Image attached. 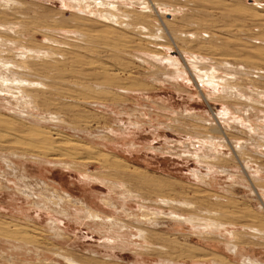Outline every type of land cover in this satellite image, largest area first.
Returning a JSON list of instances; mask_svg holds the SVG:
<instances>
[{
  "label": "rangeland",
  "instance_id": "1",
  "mask_svg": "<svg viewBox=\"0 0 264 264\" xmlns=\"http://www.w3.org/2000/svg\"><path fill=\"white\" fill-rule=\"evenodd\" d=\"M187 1L181 0L180 4L177 3L179 0L161 1L164 4L166 2L168 6H175L178 9L176 13L171 7L167 9V7L161 6L154 9L164 21H168L170 26L191 33L183 45L186 44V47L199 49L200 46H196L195 37L192 34L199 33V37H202L200 41L203 39L202 42H204V48L201 49L202 55L210 59L228 58V62L246 64L252 70L256 69V72L260 70L264 75V19L259 18V16L264 15V0H203L207 1L204 6L208 9L204 8L205 12L202 10L201 13L197 12L198 15L194 11L195 2L193 0ZM22 2L25 4H22L20 11L24 13L22 16L25 17L19 18L15 22L18 23L17 30L23 35L21 37L15 35L13 39L16 41L20 39L27 49L34 47L35 50L39 48V50L49 52L54 50L51 51L54 54L55 52L59 53H56V57L50 58L51 60L46 59V61L48 60V62L58 66V69L56 71L55 68L52 69L55 74L52 71L51 74L49 70L43 72L40 70L41 72H39L37 68L38 72L23 73L24 77L33 79L30 82L38 83V85L40 82L41 88L45 85L44 89L49 90L50 94L47 93L46 95L45 93V97L48 96L50 100L47 98L48 104H43L42 99L45 90L41 89V91L38 89L40 87L35 86L37 90H40V92L37 90L36 92L41 97L40 100H37L41 104L35 102L36 105L37 103L38 106L40 105L39 111L33 108L21 109L23 105L18 109L19 106H14V103L18 105L14 100H0V151L3 150L2 152L8 156L13 153L18 156L20 154L28 155L26 156L27 160H19L15 157L10 160L11 165L5 163L2 164L3 166L0 165V264H68L65 260L66 256L78 264H168L164 261L169 260L175 264H212L215 258L224 259L229 264H241V259L244 257L255 259L264 264V239L255 241L246 233H242L241 236L243 235L242 237L245 238L249 246L241 243L240 257H242L240 258L239 256H232L226 249L228 242H232L233 239L223 238L221 234L212 233V231L208 232L209 235L205 234V237L203 234L207 231H203L204 225H202L201 231L198 230L201 233H194L190 228L175 225L165 218L155 220V229L154 227L149 228L147 224H137V221H128L130 223L128 225H132V228L134 226H136L135 228H145L148 232V241L151 239V242L149 241L150 250L136 254L132 247L122 249L119 245L112 244L107 240V237L100 236L91 230L95 227L88 226L83 220L77 224L73 220L61 216L59 213L64 210L63 205H59L60 208L54 202L52 203L55 206L51 203L54 210H60L57 215L31 206L21 191L26 189L30 190L31 193L29 194H37L40 190L38 188L41 187L39 183L43 182L50 188L60 191L57 192L58 194H49L51 200L67 193L78 201H87L94 209L103 211L106 215H113L109 212L110 208L107 209L102 203V198L111 193L109 185L86 177L89 174V176L102 181H121L123 177L115 174L106 163L104 164L103 158H105V160H110L111 163L114 162L122 167L128 166L129 172L137 173L143 178L146 177L145 180H149L148 182L176 184L175 190H166L165 193H158L156 190L155 193L153 191L148 193L147 190H144L146 185L138 184L140 186L138 187L137 184L133 185L135 183L123 178L126 182H130L128 185L132 186L133 190L136 188L135 191L142 190L145 192L140 193L144 198L149 197L147 199L156 200L161 196L187 201L188 203L192 202L201 210L199 211L196 207L194 209L196 214L191 210L183 211L182 214H193L198 215V217L200 214L202 219L212 217L211 219H217L215 221L218 223H233L236 231L241 230L243 226L258 227L264 231V198L262 199L264 197V183L250 184L248 170L246 167V169L244 168V161H242L245 159L247 162L248 159L254 157L251 159L254 161L250 162L253 169H256V166H263L264 169V146H262L264 145L262 139L264 138V113H261L260 118L258 117L263 121L258 120L257 117H251L252 121H255L252 122L253 127L257 128V131L254 132L257 135L250 134L252 139L247 130L243 129L245 133L241 132L242 129L240 128V130L236 126H232L225 134L212 133L210 130L212 126L205 125V123L201 124L199 118L216 124L215 113L221 114V117L223 114L225 118L226 114L224 115V113H230L228 110L229 102L237 103L236 101H227L228 104L224 101V104L223 101L212 102V100L208 101L199 96V89L201 88H198V80L191 76L190 70L186 73L182 72L184 74L178 73L180 76L174 75L177 77L175 79L178 83L166 79L165 76H162L163 68H159L160 65L150 58L152 55L146 56V53L152 54L151 52L136 50L132 47L126 48L118 43V38L105 35L106 28L103 26V21L91 16L93 10L87 9L85 12L83 10L80 13L76 12L68 7V0H23ZM182 2H184L183 5ZM185 3L188 5H184ZM10 7L15 6L10 5ZM140 8L136 7V10L143 11ZM94 10L96 11V9ZM10 11L11 9L8 7L6 12ZM155 14L153 12V15L157 16ZM257 15L258 20L252 19V16ZM84 20L88 23H90L89 20L91 23L96 21L97 24L94 27L92 25L96 22L93 23L90 26L91 30L86 29L83 25L87 22ZM98 21H100L101 26L98 25ZM156 24L158 23L154 25L156 26ZM154 30L157 36H161V32H158L156 27ZM100 34L101 36H99ZM167 34L170 38V33L167 32ZM48 39L53 40L51 44H47ZM55 40L58 42L55 43ZM103 43H106L107 47ZM205 48L207 51L204 50ZM166 50L173 57L181 58L178 48L173 47L172 50L171 48ZM73 54H79L75 62L71 58ZM41 61L44 62V59ZM80 61L82 62L80 63ZM183 61L182 59V63ZM38 62L40 63V61ZM40 65L39 68L42 67ZM50 85L54 86L55 89L49 87ZM202 87L203 93L212 92L211 86ZM260 87L264 88V85H260ZM249 88L253 89L252 86ZM4 101H11L10 105ZM12 102L14 103L12 104ZM34 110L35 112H33ZM17 111L22 112L18 113ZM48 111L56 115V119L53 121L45 120L48 117ZM67 111L71 113L68 114ZM186 111L198 117L187 118L183 116ZM228 114L226 118L229 117ZM238 114L237 116H240V113ZM57 116L60 117L57 119ZM2 118L5 121L6 119L9 120L10 123L3 121ZM60 119L63 120L61 123ZM58 134L80 144V146L73 147L69 145L70 141H67L68 144L58 145L66 154V157H62L61 162L53 159L52 155L45 154V156L42 153L48 151L49 147L52 148V146L57 145L54 138ZM212 134L213 137L217 135L216 138L224 139L227 147L224 149L226 154L223 152L224 155L219 156V160H217L219 163L216 161L213 164L221 169L225 167L224 170H228L238 177L231 182L225 176H218L214 184L212 185L210 182L208 187L194 177L197 172L206 174L211 173L212 170H209L207 166L202 167L203 165L201 166L191 159L184 158L182 152L188 151V147L192 143L195 146L201 145L197 136L201 135L207 138ZM45 138L50 139L46 140ZM236 141L244 145V153L232 152L237 145ZM41 145L45 146L41 147ZM254 149L259 154L255 153ZM246 152L252 153L250 154L252 157ZM41 154L42 159H39L40 156L38 157V155ZM31 156H37L40 161L47 163L40 166L37 164L40 161L38 159L33 160ZM248 156L250 158L247 159ZM96 158L98 159L95 161ZM64 163L70 164V168L65 167ZM22 167L26 168L27 173L26 171L21 172L23 171L21 170ZM13 168H15L14 173ZM246 171L247 173H245ZM16 173L23 175L20 177L24 181ZM33 179L38 180L36 185ZM32 182L33 184H31ZM45 195L49 197L47 193ZM156 196L157 198H155ZM139 207L135 201L129 203V208L133 211L137 210L136 213L139 211ZM159 209V207L151 206L149 211L157 212ZM209 211H212V214H209ZM68 213L70 217L77 214L76 212L75 215L71 216L72 213ZM114 214L113 216H117V213ZM144 215L148 214L144 213ZM138 216H141L139 212ZM118 217L128 223L123 211ZM51 221H56L59 229L51 226ZM131 233L135 234V231L133 230ZM151 233H155L156 237ZM220 235L221 237H219ZM24 244L31 249L30 253L27 252V248H15V246ZM161 246L165 250L161 249Z\"/></svg>",
  "mask_w": 264,
  "mask_h": 264
},
{
  "label": "bare ground",
  "instance_id": "2",
  "mask_svg": "<svg viewBox=\"0 0 264 264\" xmlns=\"http://www.w3.org/2000/svg\"><path fill=\"white\" fill-rule=\"evenodd\" d=\"M22 1L23 0H0V100H8V101L14 100L18 105H15L14 102H12V104L14 103V106H16V107L19 106L18 109H20V106L23 105V106H21L22 107L21 109L33 108L36 110L38 109V111H39L40 105L38 106V103L36 105L35 102L37 100H40L41 97L36 92V90H37L36 88L40 87L38 89L41 90V89L45 88V85H44V87L41 88L42 85L40 82H39V85H38V83L35 84L34 82H30L33 79L30 80V78L24 77L23 73H33V71L38 72V70H39V72H41V71L43 72L44 70H49L50 72L52 71L53 74H55L53 71L54 70L53 68H55V71H56L58 69V66L53 65L51 62H48V60L46 61V59L49 58V60H51L50 58L56 57L57 52H55V54H54V53H52L54 50L53 51L51 50L52 52L51 51L49 52V51L39 50V48L35 50V49H33L34 47L33 48L30 47L29 49H27V47L21 43L20 39L15 38V39H17V41L13 39V37L15 35H18L20 37H21V35H23V34H20L21 32L19 30H17L18 23L15 22L19 18L25 17L24 15L22 16V14H24V13L20 11L22 8V4H25V2H22ZM161 1L162 0H68V7L73 9L76 12H79V13L81 10H83L84 12L87 11V9H90V11L93 10V11H91L92 13L90 12L91 16H92V18L97 17L98 20L103 21L102 22V23H104L103 26L106 28L104 31V32H106L105 35L118 38V40H119L118 43L122 44L126 48L132 47L134 49L136 48V50L139 49L141 51L151 52L152 54L146 53V56L152 55V56H150V58H152V60H154L157 64L160 65L159 68H163L162 69L163 70L162 76L163 77L165 76L166 79H170L172 82L175 81L176 83H178L175 79L177 77H174V75L175 74L178 75V73H182V72L186 73L187 71L190 70V72L192 74V75L191 74L190 75L194 76V78L196 80H198L197 81L198 88H201V89H199L200 90L199 96L204 97L208 101L212 100V102L223 101V103H224V101H225L226 104H228V102L231 100H233L234 102L236 101L237 103H232V102L230 103L229 102V104H228V110L230 111V113L228 114L226 111H225L226 113H224V115L226 114V116L228 114V116H229L228 118H226V116L224 118L223 114L221 117L220 116L221 114L219 115V113H215V117H216V121H217L216 124H213L211 122L209 123V121L199 118L201 124L205 123V125L212 126L211 127L212 129H210V130H212V133H218L217 135L225 134L226 131H228V129H230L232 126H236V127H239V129L240 128L242 129V130L240 129L241 132L243 131V129L247 130V132L249 133L248 135L255 134L254 132L257 131V128L253 127L254 125H252V124L255 121L253 122L251 117L252 116L257 117V119H258V117L260 118L261 113H264V111H262V109H264V104H263L264 102H262V100H264V88L260 87V85H264V75L261 73L260 70H258L256 72V69L252 70L246 64L228 62L227 61L228 58L227 59H225V58H216V59L212 58V59H210V58H207V56L202 55L203 53H201V49L204 48L203 47L204 42H202L203 39L200 41V39L202 37L201 38L199 37L200 36L199 33L198 34L192 33V34H194V37H195L194 43L196 44V46H200L199 49H196V48L194 49V47H192L193 48L192 49V48H189L188 46L186 47V44H184L185 45L184 46L183 43H186L187 39H189L188 35L191 33L190 32H184L183 30H178L177 28L175 29L173 26H170V24H168V21L167 22L164 21V19H162V17L160 16V14L158 12L154 11V9H156L157 7H161V6H165V7H167V9H168V7H171L174 9L173 12H175V13L178 11V9L175 8V6H173V5L168 6L166 4V2L164 4V3H161ZM180 1L181 0H179V2H177V3L180 4ZM193 1L195 2L194 11H196L195 12L196 15H198L199 12L201 13V10L204 12L206 11L204 9V8H206L204 5L207 4V1L206 2L203 0H193ZM186 2H188V1L186 0ZM183 3L184 2H182V5H183ZM10 5H14L15 7L12 8V7H10ZM184 5H188V3L187 4L185 3ZM8 7L11 9L10 12H6ZM136 7H141L143 11H137L138 9L136 10ZM94 9H96V11ZM206 9H208V8H206ZM153 12H154V14L156 13L155 15H157V16H154ZM258 15L252 16V19L255 18L258 20ZM97 18H96V20H97ZM192 18H194V17H192ZM259 18L260 19L262 18L261 20H263L264 15L259 16ZM254 20H253V22H254ZM84 21L87 22L86 20H84ZM204 21H206V20H204ZM85 22H83V23H85ZM89 22L91 23L90 20H89ZM92 22L95 23L96 21L95 22L92 21ZM99 22L100 21H98V25L101 26V24ZM90 23L87 22V24H84L83 26L86 29H90L91 28L90 26L93 24V23H91V24ZM155 23H158V24H156V26H155L154 25ZM56 24H58V23H56ZM96 24H97V22L95 24H93L92 26L95 27ZM98 25H97V27H100ZM67 26H69V25L67 24ZM70 26L72 27V25H70ZM78 26H80V25H78ZM80 27H82V26H80ZM94 27H92V28H94ZM97 27H96V29H98ZM155 27H156L158 32L159 31L161 32V36H157V34H155V30H154ZM86 29H84V30H86ZM94 30H95V28H94ZM103 30H104V28H103ZM18 32H19V34H18ZM90 32H94V31H90ZM167 32L170 33V38H168ZM79 34H81V33H79ZM99 36H101V34ZM49 39L47 41L48 42L47 44H49V43L51 44L52 43L51 41H53V40H49ZM159 39H160V41H157ZM109 40H111V39H109ZM112 40H114V39H112ZM56 42H58V41L55 40V43ZM59 44H61V43H59ZM107 45L109 46L110 44H107ZM53 46H54V43H53ZM104 46L107 47L106 43L104 44ZM168 46H171V47H168ZM173 47H176L180 50L181 58L173 57L172 55H170L167 52L166 49L171 48V50H172ZM15 48H16V50H15ZM57 49L59 50V48H57ZM206 49L207 48H205L204 50L207 51ZM204 50H203V52H204ZM57 54H59V53H57ZM186 54L188 57L185 56ZM78 55L73 54V56H71V58L74 59V62H75V60L78 59V57H79ZM143 58H144V56H143ZM42 59H44V62L41 61ZM147 59H149V58H147ZM182 59L185 62L183 61V63H182ZM38 61H40V63ZM70 62H71V59H70ZM81 62L82 61H80V63ZM40 64H42V65H40ZM39 65L42 67L39 68ZM81 65H83V64H81ZM83 67H85V66H83ZM103 69H105V68H103ZM228 71H230V72H228ZM45 72H47V71H45ZM52 72H51V74H52ZM59 73L61 76V71ZM34 74H35V72H34ZM34 74H31V75H34ZM182 74H184V73H182ZM238 74H240V75H238ZM116 75H117V73H116ZM223 75H225V76H223ZM178 76H180V75H178ZM61 79H62V77H61ZM53 84H55V83H53ZM52 85H50L49 87L53 88L54 86L52 87ZM121 85H119V86L121 87ZM205 85L211 86L212 92H209L207 94L203 93V87L202 86L205 87ZM35 86H37V87H35ZM119 86H117V87H119ZM132 86H135V85H132ZM250 86H252L253 89H250L249 88ZM56 88H58V87H56ZM54 89H55V87H54ZM40 90H37V91L40 92ZM46 91H48V92H46ZM45 93L47 95V93H49V90H47V89L45 90L44 98L42 99V101L44 103L43 102L42 103L48 104L46 101L50 100V98L47 96V98H49L47 100V98L45 97L46 96ZM103 97H105V96H103ZM4 102H7V101H4ZM4 102H3V104H5ZM10 102H7L6 104L10 105ZM21 102H22V104H21ZM37 102H39L41 104L40 101H37ZM1 103H2V101H1ZM40 111H42V110H40ZM21 112H18V113H21ZM31 112H32V110H31ZM33 112H35V110ZM49 112L50 111H48V117H46L45 120L53 121L54 119H56V115L51 114ZM28 113H26V114H28ZM70 113L68 112V114H70ZM238 113H240V116H237V115H239ZM37 114H40V113H37ZM37 116H40V115H37ZM183 116H185L187 118H197L198 117V116L196 117V115H194L193 113H189L187 111H186V114ZM58 117H60V116H57V119H58ZM254 119H256V118H254ZM258 120L261 121L262 119H258ZM3 121H5V120L3 119ZM6 121L9 122V120H7V119H6ZM59 121L61 123V121H63V120L60 119ZM260 121H258V122L260 123ZM197 122H198V120H197ZM11 123H13V122L11 121ZM261 129H262V127H261ZM25 130H26V128H25ZM232 130H233V128H232ZM20 131H23V129L22 130L20 129ZM26 131H28V129ZM28 132L31 133L30 131H28ZM196 135H198V134H196ZM208 135H210V134H208ZM208 135H206V136H208ZM217 135H216V137H218ZM246 135H247V133H246ZM255 135H257V134H255ZM200 136H197V138L201 142L200 143L201 145L195 146L192 143V145L188 147V151L185 150L186 152H184V153L182 152V154H183L182 156L184 158H188V159L193 160L195 163H197L201 166L203 165L202 167L207 166L208 169L209 170L211 169L212 171H211V173L209 172L206 174H202V173L197 172V174L195 175L194 178L199 180L201 184L207 185L208 187L210 186V184H209L210 182H212V185L214 184V182L218 176L219 177L225 176L231 182L235 181V179H237L236 177H238V176H236L233 173H230L228 170L227 171L224 170L225 167H224V169H221V168H218L215 164H213V162H216L217 160H219L220 155H224V153H225L224 149L227 148L225 145V140L213 137V134H212V136L207 137V138H204L205 136L204 137H202V136L200 137ZM251 136L252 135H250V137ZM235 137H237V136H235ZM252 138L253 137H251V139ZM49 139H46V140H49ZM226 139H228V138H226ZM239 139H241V138H239ZM257 139H259V138H257ZM257 139H255V140H257ZM262 139L264 141V138H262ZM260 140H261V137H260ZM54 141L55 142L57 141L56 142L57 145L52 146V148L49 147L50 151L48 149V151H43L42 153L44 155L45 154L50 155V156L52 155L53 159L59 160L60 162L62 160V157H66V154H65V152L62 151L61 146H58V145L63 146V144H68L67 141H70L69 145H71L73 147H76L78 145L80 146V144L78 142H75L71 139H68L67 137H64L60 134H58V136H56V138H54ZM229 141H231V140L229 139ZM229 141H227V142H229ZM46 142H49V141H46ZM56 143H53V144H56ZM236 143H237V141H236ZM195 144H197V143H195ZM244 144H246V143H244ZM28 145H30V144H28ZM42 146L43 145H41V147ZM262 146H264V145H262ZM46 148H48V147H46ZM228 150H230V149H228ZM244 150H245L244 145H242V143H237V145L233 148L232 152L234 151L235 153H241ZM2 151H0V165L1 166H3L2 165L3 163H5L6 165H8V164L11 165L12 163H10V160L12 158L14 159L15 157L18 158L19 160H27L28 159L26 157L28 155L20 154L18 156V155H15L13 153V154H9L10 156H8V155H5L6 153L4 154V152H2ZM261 151H263V150H261ZM229 153H227V154H229ZM247 153L248 152H246V154ZM255 153L259 154V152H257V151ZM250 154H252V153H248L247 155L252 157V155H250ZM67 156H69V154H67ZM102 156H103V154H102ZM249 156L247 157V159L250 158ZM31 157L33 158V160L38 159L37 156L36 157L31 156ZM38 157H39V159L40 158L42 159V154L38 155ZM229 157H231V156H229ZM253 158H251V159H253ZM97 159L98 158H96L95 161ZM103 159H104V161H103L104 164L106 163V165H108L109 168H111L115 172V174L122 176L123 178L129 180L131 183H135L133 185H136V184L137 185L140 184L143 186L146 185L144 190H147L148 193H152V191L154 192L156 190L158 191V193H165L166 190H175L177 188L176 184H172L169 182L168 183L167 182H152V183L148 182L149 180L148 181H147V179L145 180L146 177L143 178L142 176L137 175V173L129 172L128 166L122 167L121 165L115 164L114 162L111 163L110 160L108 161V160H105V158H103ZM250 160L248 159L247 162H245L246 161L245 159L242 160V161H244V164H243V165H245L244 168L246 167L248 170L250 184H254L256 182H261V184L264 183V176H263L264 175V169L262 168L263 166L262 167L256 166L255 167L256 169H253V167L250 165V162H252L254 160H251V161ZM226 161H227V159H226ZM42 162L43 161H40L37 164H39L40 166H43V164L47 163L46 161L43 163ZM217 163H219V162L217 161ZM50 164H51V162H50ZM63 165L67 168H70L69 167L70 164H68V163H64ZM12 166L14 167V165H12ZM14 169L15 168L12 169L13 173H14ZM21 170H23L21 172H24V171H26V168L22 167ZM5 173H6V171H5ZM18 173H16V174H18ZM26 173H27V171H26ZM245 173H247V171ZM5 175H8V174H5ZM15 176H17V175H15ZM20 176L23 177V175L18 174V177H20ZM18 177H16V179ZM22 177H20V179ZM86 177L89 179H92V180L99 181L102 184L105 183V184L109 185V187L111 189L110 190L111 193H109L108 196H105L104 198H102V203L107 209L110 208L109 212L113 213V215H115L114 213H117V216H113L111 214L106 215L105 212L94 209L87 201H84V202L78 201V200L74 199L70 194H67V193H65L63 195H59L58 197L56 196L53 198V200H51V198H50L51 196H49V194L57 193L60 191H57L54 188L52 189V187L50 188L46 183H43L40 181H39L40 182L39 184L41 187L38 188L40 190L37 194H35V193L29 194V193H31L30 190H26V189L25 190L23 189L21 192H22V195L24 196V198L30 202L31 206H33L34 208L39 209V210L44 209V210H47V212H52L53 214L57 215L59 213L58 211H60V210L57 211V210L53 209V207L55 206L54 203L57 206L63 205L65 208H64V210L61 211V213H59V214H61V216L66 217L69 220H73L77 224L80 223V220H83L84 223L86 222L85 224H88V226L91 225L92 227L93 226L95 227L91 230H93L94 232H96L100 236L107 237V240H109L112 244H117L122 249H127V248L132 247V249L135 251L136 254L137 253L139 254V252H143V251L147 252L148 249L150 250V248H151L150 247V242H151L150 238H153V237L150 236V238H149L150 242H149L148 238H147V233H148L147 230L145 228H144L145 229L144 230L142 227H139V226H138L139 228H135L136 226H134L132 228L131 227L132 225H128V224H130L128 221H132V222L137 221L136 222L137 224L138 223L147 224V225H149V228L150 227L152 228L155 226L154 224H156L155 220L165 218L169 222H171L175 225H181L183 227L190 228L194 233L199 232L198 230L201 231V227H202V225H204L202 229H204L203 230L204 232L207 231L206 233L203 234L204 236H205V234L209 235L210 231H212V233L215 232L217 234L218 233L221 234L223 238L228 237V238H231L230 240L233 239L232 242H228L226 249L229 251V253L232 256H236V257L237 256L240 257V255H241L240 254V250L242 251V249H240V247H242L241 243L243 245L249 246L248 242L245 241V238L242 237L243 235L241 236L242 233L243 234H245V233L249 234L251 237H253V239H255V241L256 240L259 241V240L264 239V231L260 230L258 227L252 228V226L249 227V226L245 225L247 227H244L243 225H241V226H243L241 228V230L236 231L235 227L232 225L233 223L232 224L231 223L230 224H222L220 222L218 223L217 221H215L217 219H211L212 217L204 218L205 217L204 215H203L204 219H202L200 217L201 216L200 214H199V217H198V215L196 216V215L188 214V213H187L188 215L182 214L183 211H186V210H191L192 212H194V209L198 206H194L195 204H192V202L188 203L187 201L185 202L183 200H181V201L180 200H174V199H170V197L166 198V197H161V196L158 198L156 196L155 197V198H157L156 200H154V199L150 200L151 198L150 199H147L149 197L144 198V196H142L140 194V193H145V192H143L142 190L141 191L140 190L135 191L136 188H135V190H133L132 189L133 187L132 186L130 187V185H128L130 182H126L125 179H123V178L121 181H112L111 182V181H102V180H99L97 178H93V176H89V174L86 175ZM33 180H35V179H33ZM150 180L152 181V179H150ZM22 181H24V180H22ZM36 181H38V180H35V183H34L35 185H36ZM26 182L24 183V185L26 184ZM241 182H243V181H241ZM31 184H33V182ZM138 187H140V186L138 185ZM24 188H27V187H24ZM32 188H34V187H32ZM45 193H47L49 197H46ZM134 193H137V194H134ZM255 193H256V191H255ZM263 196H264V192H263ZM259 197H261V196H259ZM215 198H218V197H215ZM263 198L264 197H262V199ZM132 201L137 202L138 205L140 206L138 208L139 209L138 212L141 214V216H138V212L136 213L137 210L133 211L129 208V203ZM52 202H54V203H52ZM151 206L159 207L160 208L159 210H161V212H159V210H157V212H159V213L153 212V211L150 212L149 208ZM51 207H52V209H51ZM59 207L61 208V206H59ZM197 209L199 210V207ZM205 210H207V209H205ZM56 211H57V213H56ZM122 211L126 215V217L128 219L127 220L128 223L124 222L126 220H121L118 217V215H120V212H122ZM165 211H167V212H165ZM68 212L72 213L71 216L75 215L76 212H77V214L75 216L70 217V214ZM73 212H75V213L73 214ZM204 212H206V211H204ZM144 213H146L148 215H144ZM202 214H204V213H202ZM205 214H208V213H205ZM209 214H212V211H209ZM216 214H219V213H216ZM213 215L216 216L215 214H213ZM205 219H207V220H205ZM135 224H133V225H135ZM158 224H157V226H158ZM82 225H84V224L82 223ZM51 226H54L55 228L59 229L56 221H51ZM154 229H155V227H154ZM133 230L135 231V234L131 233V231H133ZM151 232H153V231H151ZM154 232H155V230H154ZM199 233H201V232H199ZM153 234L155 236V233H153ZM156 235H160V234H156ZM211 235H215V234H211ZM221 235L219 237H221ZM22 243H24V242H22ZM25 243L28 244V242H25ZM152 245L153 244L151 243V246ZM243 247H246V246H243ZM15 248L16 249L17 248L18 249L19 248H24V249L27 248V252H29V253L31 252L30 251L31 249H29L28 245H26V244L15 246ZM158 248H159V246H158ZM160 248L164 249V247H162V246ZM66 257H65V260L68 264H78V263H76V261H73L72 258L69 259ZM164 262H166L168 264H175L171 260L164 261ZM212 264H229V263H228V261L226 262L224 259H216L215 258ZM241 264H261V263H259L255 259L244 257L243 259H241Z\"/></svg>",
  "mask_w": 264,
  "mask_h": 264
}]
</instances>
